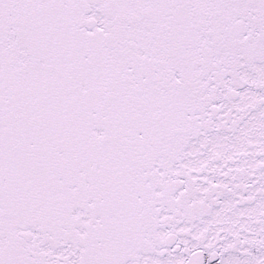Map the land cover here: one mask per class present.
Masks as SVG:
<instances>
[{"label":"snow or ice","instance_id":"6c2138e0","mask_svg":"<svg viewBox=\"0 0 264 264\" xmlns=\"http://www.w3.org/2000/svg\"><path fill=\"white\" fill-rule=\"evenodd\" d=\"M0 264H264V0H0Z\"/></svg>","mask_w":264,"mask_h":264}]
</instances>
